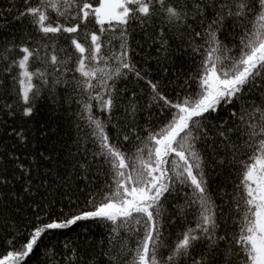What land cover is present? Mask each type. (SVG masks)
<instances>
[{
    "label": "trees",
    "instance_id": "1",
    "mask_svg": "<svg viewBox=\"0 0 264 264\" xmlns=\"http://www.w3.org/2000/svg\"><path fill=\"white\" fill-rule=\"evenodd\" d=\"M89 2L96 4V0ZM167 2L185 7L190 17L187 23H169L162 12L151 19L130 20L128 57L140 76L123 69L122 75L108 81L114 85L111 117L100 111L97 100L91 101L93 115L107 124L113 143L129 155L146 141L149 131L159 130L169 119V110H162L153 101L147 81L158 83L159 90L171 99L199 91L201 61L207 47L203 33L215 18L221 0H201L202 15L196 14L197 0ZM37 4L38 0H0V180H3L0 183V258L13 245L19 247L20 242L27 241L35 227L92 210L113 183L109 165L102 156L96 155L99 149L90 135L91 128L80 118L88 94L77 87V81L83 78L75 71L79 54L70 45V39L78 36L84 42L85 33L96 31L104 43L103 53L119 52V29L101 34L98 26L89 22L81 25L80 33L45 38L31 17L20 15ZM75 13L73 8L71 14ZM193 15L195 19H191ZM51 17L64 24L79 22L78 17L73 19L68 15L51 14ZM242 28L237 26L235 18H225L218 32L222 44L232 50L230 55L239 51ZM195 32L201 35L195 36ZM21 45L38 50L29 62L30 70L46 73L47 80L42 83L33 78L39 91L31 101L30 117L24 115L28 105L21 98L17 82L20 69L13 64L23 55L19 51ZM198 47L199 51H195ZM51 55H56L61 63L53 65ZM108 63L116 66L114 60ZM92 83L95 85L97 81ZM262 88L264 84L258 82L241 101L224 104L211 113L196 142L204 159L207 192L216 206L217 235L239 232L240 212L236 205L242 204L244 196L238 187L242 178L241 161L248 160L251 150L243 146L245 137L238 135L237 129L243 127L238 116L241 108L253 101L261 104ZM101 92L97 87L93 95ZM132 107L136 109L134 119L127 111ZM221 131H227L229 139L222 137ZM124 135L129 139L124 140ZM81 163L84 168L79 166ZM192 199L190 188L175 183L161 200L159 223L163 246L159 247L157 258L162 262L171 254L181 234L196 225L199 205L190 203ZM111 229L112 225L105 221L86 220L68 228L47 230L23 264H126L132 256L130 251L116 260L111 257L120 251L122 243L128 249L134 248L142 229L136 226L137 230H121L119 236ZM224 247L225 241H221L215 261L221 259ZM202 255H207V242L198 241L191 255L181 258L178 264H192L194 258L200 259ZM230 258L234 264H243L242 255L233 253Z\"/></svg>",
    "mask_w": 264,
    "mask_h": 264
},
{
    "label": "snow or ice",
    "instance_id": "2",
    "mask_svg": "<svg viewBox=\"0 0 264 264\" xmlns=\"http://www.w3.org/2000/svg\"><path fill=\"white\" fill-rule=\"evenodd\" d=\"M73 8H76L75 15L71 14ZM194 8L196 14L202 15L201 0H197ZM217 9L215 18L203 33L207 47L201 61L199 91L171 99L159 90L158 83L147 81L153 101L162 110H169V119L159 130L149 131L146 141L136 146L131 155L113 143L107 124L93 115L91 101L97 100L100 111L111 117L114 85H109L108 81L122 75L123 69L136 72L128 57L127 25L130 20L151 19L162 12L169 23L182 25L190 18L189 12L167 0H96L95 6L89 0H38L36 6H29L20 14L31 17V22L45 38L80 33L81 25L89 22L97 25L101 34L119 29V52L103 53L104 43L96 31L85 33L84 42L78 36L70 39V45L79 54L75 71L83 78L77 81V87H82L88 94L80 118L91 128L90 135L99 149L96 155L102 156L109 165L113 183L108 186L109 191L101 194L100 202L92 210L61 222L35 227L27 241L20 242L19 247L13 245L12 250L2 255L0 264H23L47 230L68 228L86 220L109 223L116 236L121 230L128 232L140 226L142 235L135 247L128 249L122 243L120 251L111 257L116 260L130 251L132 256L126 264H178L181 258L191 255L198 241L207 242V255L194 258L192 264L215 261L221 241H225L224 251L215 264H234L230 258L233 253L242 255L243 264H264V100L259 105L253 101L248 107L241 108L238 116L243 125L242 129H237L238 135L245 137L243 146L251 150L248 160L241 161L242 178L238 187L242 188L244 196L242 204L238 202L236 205L240 212L238 233L217 235L216 206L207 192L204 159L196 148L211 113L217 112L224 104L241 101L258 82L264 84V0H221ZM51 14L78 17L79 22L60 23L52 20ZM225 18H235L237 26H243L239 51L235 55L229 54L232 50L223 45L218 36ZM191 19H195V15ZM200 35L195 32V36ZM194 50L199 51V47ZM19 51L23 55L13 64L20 69L17 82L21 98L28 105L24 115L30 117L33 113L31 101L39 91L33 78L47 83L46 73L30 70L29 62L37 55V49L21 45ZM109 60H114L116 66L109 65ZM50 62L53 65L61 63L56 55L50 56ZM101 64L104 66L100 67ZM136 75L139 77V72ZM93 80L97 81L95 85ZM97 87L102 92L93 95ZM127 111L134 119L136 109L132 107ZM131 130L135 131V124ZM18 135L25 139L22 133ZM220 135L229 139L227 131H221ZM123 139L128 140L129 136L124 135ZM136 139L140 137L136 136ZM230 147L235 149L236 145L230 144ZM79 166L85 167L83 163ZM175 183L191 189L193 199L190 203L199 205L198 219L194 228L181 234L171 254L162 262L157 258V251L163 246L159 223L161 200Z\"/></svg>",
    "mask_w": 264,
    "mask_h": 264
}]
</instances>
